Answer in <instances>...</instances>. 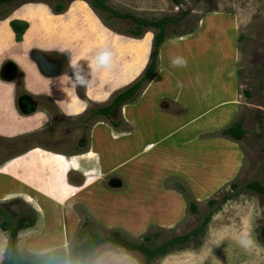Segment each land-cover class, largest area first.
Listing matches in <instances>:
<instances>
[{
    "label": "rangeland",
    "instance_id": "1",
    "mask_svg": "<svg viewBox=\"0 0 264 264\" xmlns=\"http://www.w3.org/2000/svg\"><path fill=\"white\" fill-rule=\"evenodd\" d=\"M57 3L58 0H16L0 8V62L16 61L24 72L27 88L49 94L63 110L69 96V114L63 115L59 109L51 108L55 124L51 142L36 133L27 144L39 147L47 143L51 144V150L74 154L85 147L92 126L101 120L111 124L108 118L96 112L97 109L110 104L118 93L143 76L151 58L156 29L144 28L140 36H135L129 32L133 27L130 19L108 18L106 13L93 8L89 0L64 1L65 8L61 11L55 9ZM108 4L121 12L146 18L173 16L176 21L167 26L166 32L172 37L196 31L209 15L229 17L234 28L237 58L233 71L235 97L226 125H216L211 131L195 134L187 133L188 129L178 133L179 138L175 135L178 139L169 142L168 161L161 167V177L153 175L152 180H144L132 176L128 170L123 171L122 180L115 178V174L106 177L99 183L113 192L89 199L90 206L84 204L79 195L64 201L56 188V192L51 190V193L59 195L57 199L61 203H49L48 199L40 197L45 211L42 214V208L32 197L34 191L7 193L2 198L9 199L0 200V207L7 213L0 217V222L10 219V214L15 216L17 209H24L21 224L17 220L12 223L17 229L16 245L23 256H39L53 250L69 252L90 232L106 235L115 230L137 243L151 235L148 243L156 246L173 236L191 232L201 225L199 214L217 209L203 232L170 246V251L159 257L156 264H264L261 232L264 195L243 189L249 182L264 185V0H109ZM13 20L28 23L19 41L10 26ZM212 32L208 33L210 37ZM105 45L114 56L112 66L97 73L103 87L77 88L74 93L64 88L65 76L69 73L67 52L73 59L90 58ZM194 52L196 54L197 49ZM217 53L215 46L208 47L207 54L212 57L209 64L204 57L197 56L198 70L202 74L193 77L195 70L192 69L191 78L201 85L208 83ZM81 63L86 64V61ZM148 81L139 89L136 99ZM12 99V88L0 82L1 134L13 136L30 132L45 123L41 122L45 116L42 109L28 117L18 116L11 106ZM169 104L162 102L160 106L167 115L176 116ZM123 106L113 114L119 121L117 128L125 125L124 120L120 121ZM239 122L245 130L240 140L222 134V128ZM35 151L40 152L38 148ZM87 156L90 158L92 154ZM51 157L62 162L64 169L85 163L80 159L83 156L71 157L72 164L63 154L52 153ZM34 161L32 159V163ZM16 163L9 161L4 171ZM46 174L47 179L53 177L52 171ZM233 183L237 188H232ZM10 189L16 190L17 186ZM228 194L232 198L221 203ZM21 197L38 212H28L33 208ZM211 199L217 200L213 207L208 205ZM190 202L196 204L199 214L190 211ZM58 221L63 226L61 231L55 227ZM9 243L10 231L0 227V264L7 255ZM142 260L143 255L138 251L103 243L83 264H142Z\"/></svg>",
    "mask_w": 264,
    "mask_h": 264
},
{
    "label": "crops",
    "instance_id": "2",
    "mask_svg": "<svg viewBox=\"0 0 264 264\" xmlns=\"http://www.w3.org/2000/svg\"><path fill=\"white\" fill-rule=\"evenodd\" d=\"M202 22L205 24L200 25V30L175 37L166 36L159 49L158 71L139 97L122 107L125 123L122 128H114L101 120L89 131L85 147L74 154L45 146L31 147L23 154H18L10 160L17 163L6 171L12 182L17 183V189L7 188L4 193L29 194L28 190H32L35 192L32 197L42 208L40 197L48 199L49 203H61L57 199L59 195L51 193V190L56 192L57 188L64 196V201L79 195L84 204L90 206L89 199L113 192L99 183L106 177L115 174V178L122 180L120 176L125 170L144 180H152L153 175L161 177V167L168 161L169 142L178 139V133L188 129L187 133L195 134L203 130L211 131L216 125H226L235 97L233 71L237 48L232 35L234 28L229 17L224 14L209 15ZM212 31L220 34L215 35ZM209 32L215 35L214 38L208 35ZM210 46H215L218 53L209 82L201 85L200 81L191 78L190 73L194 69L193 77L202 74L198 70L197 56L204 57L205 63L209 64L211 56H208L207 51ZM177 56L186 60L185 66L174 67L170 64L171 58ZM162 102H169V108L175 110L173 114L176 116L164 113L165 110L160 106ZM36 148L40 152H36ZM52 153L65 155L69 163L72 162L71 157L83 156L80 159L85 163L78 164L76 161L79 167L68 165L64 169L62 162L51 157ZM88 153L92 157L88 158ZM32 159L35 160L33 163ZM47 169L53 174L48 179ZM4 186L11 187L7 179ZM41 213L45 214L44 207ZM55 227L61 231V221Z\"/></svg>",
    "mask_w": 264,
    "mask_h": 264
},
{
    "label": "trees",
    "instance_id": "3",
    "mask_svg": "<svg viewBox=\"0 0 264 264\" xmlns=\"http://www.w3.org/2000/svg\"><path fill=\"white\" fill-rule=\"evenodd\" d=\"M16 0H0V8L8 7ZM34 1V0H33ZM64 1L71 0H58L55 9L61 11L65 8ZM109 0H89L90 5L102 13H106L108 18L118 17L122 19H130L133 27L129 29V32L135 36H140L144 28H155L156 33L153 37V49L151 53V58L146 66L143 76L136 81L134 84L118 93L110 102V104L97 109V113L108 118L111 125L114 128L119 126V121H116L113 117L115 110H117L121 105L134 101L137 97V92L144 86V84L155 75L158 66V55L161 44L166 39L167 26L173 24L176 21L171 15H164L159 18H146L137 16L131 12H121L120 10L114 9L108 4ZM10 26L14 33L16 34L15 39L20 40L21 35L25 32L28 27L27 22H21L18 20H13L10 22ZM123 122V119H120ZM245 130L241 126V122L233 124L230 127L223 129L222 134L226 136H231L236 140H240L244 134ZM232 188H237L236 183L232 184ZM243 189H249L258 194L264 195V185L259 182H249L243 186ZM239 192V191H238ZM232 198L231 194L224 195L221 203ZM217 204L216 199H211L208 201V205L213 207ZM219 207V205H218ZM189 209L193 213H200L196 204L193 202L189 203ZM217 210L214 209L212 213ZM212 213L199 214L202 218L201 225L192 230L189 233L176 235L170 239L161 242L156 246H150L149 241L151 240V235L144 236L143 240L139 243L128 239L126 236L121 234L119 231H111L106 235H100L97 232H90L86 239L79 244L73 246L69 252L64 250H53L49 251L43 255L34 256H23L20 254L17 245V229H12L4 221L1 224V229L10 231V243L7 248V255L4 258L2 264H63L69 261L74 264H83L89 257L90 253L103 243H111L118 247L124 248L128 251H138L143 255L142 264H156V261L162 255L170 251V246L175 244H180L186 242L191 235H198L203 232L211 219ZM262 235H264V225L261 229ZM156 233H154L155 235Z\"/></svg>",
    "mask_w": 264,
    "mask_h": 264
},
{
    "label": "flooded vegetation",
    "instance_id": "4",
    "mask_svg": "<svg viewBox=\"0 0 264 264\" xmlns=\"http://www.w3.org/2000/svg\"><path fill=\"white\" fill-rule=\"evenodd\" d=\"M59 76H57L58 78ZM0 82L4 85H8L13 90V99L11 106L14 109V111L17 113L20 117H28L30 115L35 114L36 112H42L39 111L40 109L44 110L45 112H42L47 117V120L45 123L39 125L36 127L33 131L25 132V133H19L17 135L9 136V135H3L0 133V200L4 201L7 199L2 198L5 195V191L7 188L10 187H3L2 186V180L7 179L12 186L17 185V183L14 181L12 182V178L6 171L3 170V167L15 156L18 154H23L24 151H27L29 148H31V145H28L27 142L30 140V136H34L36 133H41L45 136L48 143L51 142L52 135L55 133V124L51 112V108L53 109H59V112L61 114H69V96L67 99V107L66 110H63L60 108V106L57 104V102L47 93H43L40 91H30L25 82V76L22 68L16 61H1L0 62ZM42 143V142H41ZM28 145V146H27ZM43 146L50 148L51 144H45L42 143ZM4 180V181H5ZM19 193V192H14ZM15 196H18L15 195ZM14 197V196H13ZM22 201L26 204H28L22 197ZM12 202V201H11ZM15 203V201H13ZM9 204V202H6ZM32 209V211L28 212H37L36 209L28 204ZM5 206V205H2ZM10 206V205H9ZM13 207V206H12ZM15 212V216L10 214V219H3L0 222V226L4 221H7L6 224L9 225L12 229H16L12 223L17 220L19 224H21L20 218L25 213L24 209H17ZM6 212L3 207H0V217L6 216ZM16 217V218H14Z\"/></svg>",
    "mask_w": 264,
    "mask_h": 264
},
{
    "label": "clouds",
    "instance_id": "5",
    "mask_svg": "<svg viewBox=\"0 0 264 264\" xmlns=\"http://www.w3.org/2000/svg\"><path fill=\"white\" fill-rule=\"evenodd\" d=\"M67 54L69 56V73L65 76L64 88L74 93L77 88L94 90L103 87L97 73L112 66L114 53L110 47L106 45L99 47L91 54L90 58L77 57L73 59L70 53L67 52ZM81 61H86V64H82ZM170 64L174 67H183L186 65V60L177 56L171 58ZM46 120V116L41 118L42 123Z\"/></svg>",
    "mask_w": 264,
    "mask_h": 264
},
{
    "label": "bare ground",
    "instance_id": "6",
    "mask_svg": "<svg viewBox=\"0 0 264 264\" xmlns=\"http://www.w3.org/2000/svg\"><path fill=\"white\" fill-rule=\"evenodd\" d=\"M10 166V165H9ZM3 168H6V166L5 167H3ZM4 170V169H3ZM6 170V169H5ZM1 175V174H0ZM123 261V260H122Z\"/></svg>",
    "mask_w": 264,
    "mask_h": 264
}]
</instances>
